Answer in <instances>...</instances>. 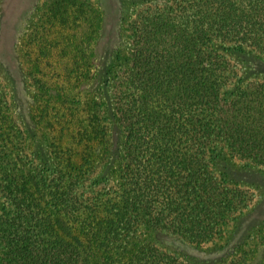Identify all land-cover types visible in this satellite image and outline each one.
Wrapping results in <instances>:
<instances>
[{
    "label": "trees",
    "instance_id": "obj_1",
    "mask_svg": "<svg viewBox=\"0 0 264 264\" xmlns=\"http://www.w3.org/2000/svg\"><path fill=\"white\" fill-rule=\"evenodd\" d=\"M127 34L112 84L121 154L107 173L109 120L72 35L57 54L61 71L27 68L48 165L31 158L23 129L7 122L0 85V264H187L142 230L223 243L249 205L212 157L224 149L264 165V79L240 85L228 55L232 45L264 53V0H142ZM259 237L226 263L264 264Z\"/></svg>",
    "mask_w": 264,
    "mask_h": 264
},
{
    "label": "rangeland",
    "instance_id": "obj_2",
    "mask_svg": "<svg viewBox=\"0 0 264 264\" xmlns=\"http://www.w3.org/2000/svg\"><path fill=\"white\" fill-rule=\"evenodd\" d=\"M141 1L0 0V85L6 90L7 122L14 128L15 120L23 129L35 162L50 163L48 130L32 112L34 87L27 68L37 64L61 71L65 60L58 55L62 47L69 46L64 35H72L75 53H85L93 72L88 87L101 101L109 120L111 144L104 173L110 163L118 162L122 135L113 114V73L120 57L127 53V23ZM41 35H48L46 45L40 41ZM230 51L228 55L239 66L240 85L264 79V53L234 45ZM46 57L51 60L46 61ZM212 165L220 176L243 188L249 198V205L237 214L223 243L192 242L164 227L142 230L146 240L187 264H225L233 258L231 252L239 248L249 251L253 239L264 235V165L233 157L224 149L216 150Z\"/></svg>",
    "mask_w": 264,
    "mask_h": 264
}]
</instances>
